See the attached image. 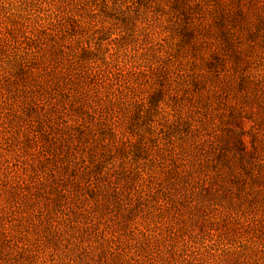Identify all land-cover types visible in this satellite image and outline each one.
I'll list each match as a JSON object with an SVG mask.
<instances>
[{
    "label": "rangeland",
    "instance_id": "rangeland-1",
    "mask_svg": "<svg viewBox=\"0 0 264 264\" xmlns=\"http://www.w3.org/2000/svg\"><path fill=\"white\" fill-rule=\"evenodd\" d=\"M0 264H264V0H0Z\"/></svg>",
    "mask_w": 264,
    "mask_h": 264
}]
</instances>
